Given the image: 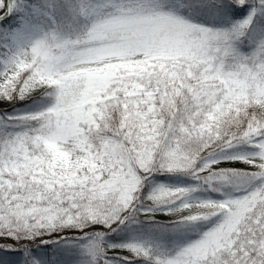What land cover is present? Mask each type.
Returning <instances> with one entry per match:
<instances>
[{
    "label": "snow or ice",
    "instance_id": "obj_1",
    "mask_svg": "<svg viewBox=\"0 0 264 264\" xmlns=\"http://www.w3.org/2000/svg\"><path fill=\"white\" fill-rule=\"evenodd\" d=\"M0 264H264V0H0Z\"/></svg>",
    "mask_w": 264,
    "mask_h": 264
}]
</instances>
